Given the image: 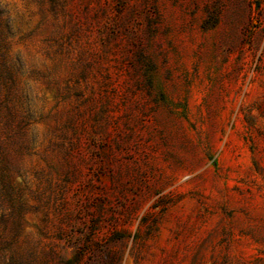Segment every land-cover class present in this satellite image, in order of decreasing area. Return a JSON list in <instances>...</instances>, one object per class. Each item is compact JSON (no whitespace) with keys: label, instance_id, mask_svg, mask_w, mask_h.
<instances>
[{"label":"rangeland","instance_id":"1","mask_svg":"<svg viewBox=\"0 0 264 264\" xmlns=\"http://www.w3.org/2000/svg\"><path fill=\"white\" fill-rule=\"evenodd\" d=\"M6 19L30 118L0 264H264V0H0Z\"/></svg>","mask_w":264,"mask_h":264},{"label":"trees","instance_id":"2","mask_svg":"<svg viewBox=\"0 0 264 264\" xmlns=\"http://www.w3.org/2000/svg\"><path fill=\"white\" fill-rule=\"evenodd\" d=\"M2 26L9 28V19H6L3 25L0 23V193L1 196L6 197L9 193L6 187L7 172L10 169V163L14 162L12 151H17L23 146V143L20 144L18 141L25 134L30 115L23 102L18 101L19 106H17L18 102L14 101L16 86L14 68L6 56ZM138 54V57H142L140 53ZM147 84L149 87V81ZM103 114L106 117V114ZM108 120L105 118V124ZM103 126L99 129L104 130Z\"/></svg>","mask_w":264,"mask_h":264}]
</instances>
